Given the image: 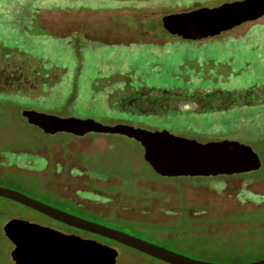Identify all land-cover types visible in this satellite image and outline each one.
Listing matches in <instances>:
<instances>
[{"label":"rangeland","instance_id":"obj_1","mask_svg":"<svg viewBox=\"0 0 264 264\" xmlns=\"http://www.w3.org/2000/svg\"><path fill=\"white\" fill-rule=\"evenodd\" d=\"M195 1L218 0H0V52L19 59L27 69L53 75L35 92L0 93V186L75 215L67 203L122 218L126 221L115 223L83 217L196 259L221 264L263 260L264 103L205 113L131 114L111 101L115 91L130 82L146 88L202 86L231 93L264 87V17L217 37L191 40L167 37L161 17L147 12ZM25 107L106 125L168 130L200 142L238 140L252 146L261 168L223 178L196 177L183 184L150 179L160 178L152 173L137 140L113 133L45 134L23 117ZM53 142L57 143L41 149ZM121 167L133 172L126 183L128 194H108L112 198L105 201L103 193L121 181L93 177L115 175ZM135 171L148 175L138 186L154 191L155 200L138 198L145 193L134 187ZM93 193L99 194L96 200L90 199ZM185 205H204L199 216L213 217L198 226L196 236L187 224L174 221L183 216ZM12 219L65 226L0 197V264H15L14 244L4 232ZM180 228L172 241L158 238ZM108 245L119 252L117 264H168L121 243Z\"/></svg>","mask_w":264,"mask_h":264},{"label":"water","instance_id":"obj_2","mask_svg":"<svg viewBox=\"0 0 264 264\" xmlns=\"http://www.w3.org/2000/svg\"><path fill=\"white\" fill-rule=\"evenodd\" d=\"M264 16V0H242L216 8H202L164 17L166 29L185 37L221 35L242 24ZM172 25V26H170ZM30 124L46 132H88L121 134L137 140L144 158L153 170L164 177H217L235 175L261 168V159L252 146L238 140L200 142L168 130L150 131L128 124L106 125L95 119L63 118L24 110ZM0 197L7 198L68 226L97 234L141 251L168 264H221L196 259L125 231L83 218L39 201L22 192L0 186ZM14 244L11 256L15 264H117L119 252L108 244L77 234L22 219H12L5 227ZM264 264V259L243 263Z\"/></svg>","mask_w":264,"mask_h":264},{"label":"flooded vegetation","instance_id":"obj_3","mask_svg":"<svg viewBox=\"0 0 264 264\" xmlns=\"http://www.w3.org/2000/svg\"><path fill=\"white\" fill-rule=\"evenodd\" d=\"M235 1H242V0H218L217 2H206V3L195 1L191 6H184L181 8L164 7L161 9H150L147 12L153 15L158 14L161 17L160 26L164 29L165 32L169 33L167 37L184 38L191 40H203V39L217 37L220 35L204 36V37H185L177 34H172L168 29H166L164 17H166V15L191 12L202 8H216L226 3H232ZM125 12L127 11H122L120 13H125ZM263 17L260 18L259 20L263 19ZM259 20L250 21L242 24L241 26L254 23ZM52 76H53L52 74L41 75L38 69H29V68L27 69L22 65L19 59L15 57L6 58L0 52V93H4V94L15 93L20 95H24V93H27L29 91H31L30 93H32L35 92V90L39 87L40 84L48 83L52 78ZM111 99H112L111 100L112 104L114 106L116 105L121 110L130 112L131 114H138V113L170 114L173 111H184V112L192 111L198 113H205L211 110L214 111L228 110L232 108L234 105L236 106L243 105L247 107L258 106L259 104L264 103V87L260 88L259 86H252L249 89L231 93V92H224L217 88H211L207 90L202 86H195L187 90L178 87L171 89L146 88L143 87V85H134L132 84V82H130V83H125L122 89L115 91ZM24 110H35V109L25 107L22 110V113ZM23 117L29 123L28 118L24 115ZM81 119H88V118H81ZM34 126L40 129L41 131H43L45 134L54 135L59 133V132L49 133L46 132L40 126L37 125ZM60 132L69 133L76 137H82V136H77V134L73 132H67V131H60ZM88 134L101 135L108 133L92 131L84 134V136ZM55 143L57 142H53L48 146L42 147L41 149L48 148ZM235 175H239V174H235ZM225 176H233V175H225ZM56 229L67 234H77L80 236L81 234H83L78 231L70 230L66 226H64L63 229L61 228H56Z\"/></svg>","mask_w":264,"mask_h":264},{"label":"trees","instance_id":"obj_4","mask_svg":"<svg viewBox=\"0 0 264 264\" xmlns=\"http://www.w3.org/2000/svg\"><path fill=\"white\" fill-rule=\"evenodd\" d=\"M51 144V143H49ZM44 146V145H43ZM45 146H48V145H45ZM104 156L107 155V151L102 153ZM148 164V163H147ZM148 166L150 167L152 173H154L157 177H159L160 179H155V178H150V179H154V180H164V181H169V182H172V183H175V184H183L185 183L186 181L188 180H192L196 177H190V176H182V177H164V176H161L159 175L158 173H156L153 168L148 164ZM125 168L121 167L119 168L117 171H119L118 173H116L115 175L114 174H109L107 176H103V177H93V178H100V179H110V178H116V179H119L121 181V184L118 185V186H115V188L113 189H110L108 190L105 194L103 193V196H104V199H106L105 201H108L110 197L108 194H112V196L116 195V194H120L122 197H125L128 192H127V184H128V181H130L129 179H132L131 177L133 175H131L132 173L128 171V169L124 170ZM135 169H133L134 171ZM259 170V169H258ZM134 177H135V180H134V184H135V189L137 191H141L140 193H145L144 195H141L140 197L138 198H142V199H145L148 198L149 200L153 201L156 199V196L157 194L154 192V191H148V190H145L141 187H139V183L144 180V179H149L148 175L143 173V172H134ZM239 175H244L243 174H239ZM112 176H116V177H112ZM218 178H223V177H226L225 175H220V176H217ZM199 178H202V177H199ZM127 183V184H126ZM123 185V186H122ZM97 195H99L98 193H96ZM95 193H93V196L90 198V199H93V200H96L97 199V196H96ZM69 208H71L73 211H75L76 213H78L77 215L81 216V217H92L94 218L96 221L98 219L99 220H105V221H109V222H115V223H118V222H125L126 220L122 219V218H118V217H115V216H103L101 215L100 213L98 212H95V211H92V210H88L86 208H84L82 205H80L79 203H76V202H70V203H67L66 204ZM185 207H187L185 209V211H183V216H179L176 220H174L175 222H179L181 225L182 223L183 224H187L190 229H191V233L196 236L198 235L195 231L197 230L198 226L200 224H203L205 221L209 220L210 218H213V217H200L199 214H202L204 211H205V208H204V205H193V206H189V205H185ZM180 211V210H179ZM218 217V216H216ZM87 219V218H86ZM162 224H165V223H162ZM65 225V224H64ZM68 229L70 230H74V231H78V232H84L83 234H86V235H89V236H92V237H95V236H99V237H103V236H100V235H97V234H93V233H90V232H87V231H84V230H80V229H77V228H74V227H71V226H68V225H65ZM181 230H183L182 228L178 229L177 231L175 229H171L169 230L168 232L164 233V234H160L158 235V238L162 239V240H173L175 238L174 235L175 232L177 233H181ZM103 239H105L107 242L106 244L108 243H116V244H119L118 242L114 241V240H111L109 238H106V237H103ZM104 243V242H103ZM170 243V241H169ZM152 257V256H151ZM153 259L156 260H159V259H156L153 257ZM159 261H162V260H159ZM164 262V261H162ZM138 263V262H136ZM139 264V263H138ZM148 264H157V263H154V262H149Z\"/></svg>","mask_w":264,"mask_h":264}]
</instances>
